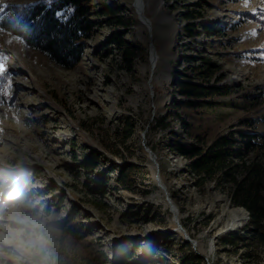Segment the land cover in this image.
<instances>
[{
    "label": "rangeland",
    "instance_id": "1",
    "mask_svg": "<svg viewBox=\"0 0 264 264\" xmlns=\"http://www.w3.org/2000/svg\"><path fill=\"white\" fill-rule=\"evenodd\" d=\"M35 1L49 2L0 4ZM88 3L96 25L71 68L0 27V225L17 227L7 214L20 192L47 219L56 264H116L118 249L127 264H264L230 184L198 187L172 146L209 144L248 117L264 133V0ZM113 36L135 51L131 67ZM179 79L226 93L194 100ZM100 174L108 192L95 203ZM17 261L40 256L0 243V264Z\"/></svg>",
    "mask_w": 264,
    "mask_h": 264
},
{
    "label": "trees",
    "instance_id": "2",
    "mask_svg": "<svg viewBox=\"0 0 264 264\" xmlns=\"http://www.w3.org/2000/svg\"><path fill=\"white\" fill-rule=\"evenodd\" d=\"M57 13L62 15L58 16ZM250 15L255 17L252 13ZM186 17L190 18L191 15ZM95 25L88 0L0 5V26L3 29L66 68L75 66L81 60L85 42ZM191 26V23L187 24L189 33ZM205 27L210 30L209 25ZM111 42L120 47L125 46L124 41L115 36ZM122 55L131 67L135 51L125 46ZM202 72L199 71V74ZM177 86L182 94L192 96L194 100L226 93L224 87L205 86L190 79H179ZM187 102L188 105L196 103L192 99ZM245 123L246 128H235L233 125L227 133L218 134L209 144H201L198 139L184 144L174 142L172 146L189 159L188 172L195 178L198 187L205 185L208 180H214L218 187H223V183L230 184L231 203L246 208L250 215L247 226L251 227L250 236L254 242L264 245V161L259 152L264 148V133L252 128L255 126L252 118H245L240 124ZM251 151L254 153L249 157ZM91 157L83 163L87 170L95 165V159ZM91 183L88 184L89 193L96 203L97 196H104L108 192L107 178L100 174ZM233 239L225 243H233ZM185 244L190 243L186 241ZM190 255L193 256V253ZM129 256V250L118 249L116 264H127Z\"/></svg>",
    "mask_w": 264,
    "mask_h": 264
},
{
    "label": "clouds",
    "instance_id": "3",
    "mask_svg": "<svg viewBox=\"0 0 264 264\" xmlns=\"http://www.w3.org/2000/svg\"><path fill=\"white\" fill-rule=\"evenodd\" d=\"M12 199L13 205L7 219L17 227L0 225V243H12L22 254L34 250L40 256L39 264H56L49 239L51 227L42 210H34L23 193H14ZM4 218L0 216V219Z\"/></svg>",
    "mask_w": 264,
    "mask_h": 264
},
{
    "label": "water",
    "instance_id": "4",
    "mask_svg": "<svg viewBox=\"0 0 264 264\" xmlns=\"http://www.w3.org/2000/svg\"><path fill=\"white\" fill-rule=\"evenodd\" d=\"M156 178L158 179L159 185H160L164 190H166V189H165V186L162 184V182H161V180H160L159 172L156 174ZM166 193H167V191H166ZM166 193H165V195H166V199L171 203V207H172V209H174V204L172 203V201H171L169 195H167ZM177 221H178V220H177Z\"/></svg>",
    "mask_w": 264,
    "mask_h": 264
},
{
    "label": "bare ground",
    "instance_id": "5",
    "mask_svg": "<svg viewBox=\"0 0 264 264\" xmlns=\"http://www.w3.org/2000/svg\"><path fill=\"white\" fill-rule=\"evenodd\" d=\"M154 176L156 177V173L154 174ZM240 209L244 211L243 208H240ZM243 211H242V212H243ZM244 212H245V211H244ZM237 217H242V216H241V214L237 213V216L235 215V220H236ZM233 221H234V220H233ZM233 221H232V222H233Z\"/></svg>",
    "mask_w": 264,
    "mask_h": 264
},
{
    "label": "snow or ice",
    "instance_id": "6",
    "mask_svg": "<svg viewBox=\"0 0 264 264\" xmlns=\"http://www.w3.org/2000/svg\"><path fill=\"white\" fill-rule=\"evenodd\" d=\"M49 2H50V0H49ZM57 15L60 16V15H62V13H57ZM0 70H2V65H0Z\"/></svg>",
    "mask_w": 264,
    "mask_h": 264
}]
</instances>
